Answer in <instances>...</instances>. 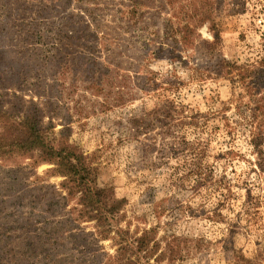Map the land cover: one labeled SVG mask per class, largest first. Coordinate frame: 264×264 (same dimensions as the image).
<instances>
[{"label":"rangeland","instance_id":"rangeland-1","mask_svg":"<svg viewBox=\"0 0 264 264\" xmlns=\"http://www.w3.org/2000/svg\"><path fill=\"white\" fill-rule=\"evenodd\" d=\"M84 1L64 11L65 0H0L4 108L14 114L19 99L24 114L36 103L43 126L54 127L50 143L65 130L98 186L115 190L121 227L136 238L150 232L159 264H264V145L252 144V131H264V0H207L205 17L194 0ZM72 14L82 22L75 30ZM172 53L188 65L171 62ZM219 59L235 70L217 77ZM107 66L111 93L93 77ZM58 71L63 98L49 88ZM172 73L177 88L160 90ZM97 84L105 94L92 93ZM166 101L185 111L174 123L161 115ZM51 168L23 170L14 192L0 170V264H112L117 246L94 222H65L74 199L45 207L52 193H68ZM38 176L44 189L35 193ZM55 241L65 252L54 255Z\"/></svg>","mask_w":264,"mask_h":264},{"label":"trees","instance_id":"trees-1","mask_svg":"<svg viewBox=\"0 0 264 264\" xmlns=\"http://www.w3.org/2000/svg\"><path fill=\"white\" fill-rule=\"evenodd\" d=\"M76 2H83L84 0H65V5L63 7L64 11L70 7V5ZM201 2L200 11H195L200 13L199 15L207 14L205 4L207 0H194L190 5H197V2ZM81 12L93 17L95 10H90L89 7L81 8ZM202 13V14H201ZM198 15V16H199ZM80 16V15H79ZM206 15H204L205 17ZM74 14L70 16L73 21ZM76 21L72 22L73 30H75L74 24H81V20L76 18ZM37 29V25L35 26ZM89 29V26H86ZM62 36V33H58ZM74 34L67 37L68 40L74 39ZM86 37V35H85ZM92 41H94L97 36L92 34ZM215 41L212 43L211 47H216L219 43V35H215ZM90 38V37H89ZM184 41L187 42L188 38L185 37ZM190 43V41H188ZM93 47V46H92ZM94 49V48H93ZM63 59L65 57L63 56ZM31 61L34 59V54L32 55ZM171 62H182L184 65H188V62L184 60L183 57H178L175 53L171 54L169 58ZM85 64V61H83ZM264 61H262V66L264 67ZM226 71H224V67ZM92 66V65H91ZM214 74L217 77H221L224 72L230 75L236 66L231 65L230 62L224 59H219L215 66ZM62 69V65L59 67V71ZM59 71L54 77H52V85L49 88L60 87L58 94L60 98H63L61 93V88L64 86L63 81L60 82ZM249 69H246L239 75H243L241 81H245L250 75ZM174 74H169L168 78L164 82H160V90L168 91L170 89L177 88L176 81L173 82ZM58 76V77H57ZM65 76V74H63ZM97 81L102 84L105 80L109 91L113 90L116 85H112L109 82L110 68L103 67L100 69L99 73L93 75ZM2 76L0 75V79ZM94 78V79H95ZM150 79H146L148 82ZM60 82V83H59ZM113 87V88H112ZM118 87H121L118 85ZM3 90L6 87H3ZM100 85L90 88L92 93L96 95L105 94L103 89H99ZM35 92L38 95L41 94L40 87L36 85ZM108 100L110 97H108ZM262 102H264V95H262ZM110 101H106V103ZM115 102L119 105L124 104V98L120 97ZM17 106L15 107V113L12 114L4 108L3 96L0 94V170L3 175V179L7 180L8 185L6 190L15 191L17 185L22 180V171L26 169L35 170L41 165L52 166L49 169L48 174L50 176L62 177L67 181L64 185L68 191L67 196L61 197V199L54 197L46 198L45 207L51 210H58L60 203L62 206L69 201L75 200V206L69 209L68 218L65 220L66 223L76 224L83 222H94L97 234L102 240H112L117 246L116 255L111 258L112 264H159L161 259L156 255L154 247H152V238L149 231H144L140 237H134L130 234L129 230L123 229L120 225V202L117 200L115 195V190L113 188H100L97 184L98 172L96 168L92 166V161L84 154L79 153L76 149L68 142L65 135V130L60 133L59 139H54L52 143L48 142L46 139V133L48 131H53L54 127L49 125L44 127L42 124L43 112L34 102H30L26 109V113L22 114V104L21 101L17 100ZM264 108V106H263ZM161 115H165L166 118L170 119L174 123L177 117L185 114V111L178 109L173 101H166L160 106ZM22 114V115H21ZM191 119L196 124V116H192ZM170 126V123H167ZM230 127V125H228ZM233 130L230 128V132ZM231 134V133H229ZM252 144L256 148H260L264 145V131H257L254 129L252 131ZM199 154V153H198ZM229 155L232 151H229ZM203 174L202 166L199 164L197 167V185L198 187L202 182L201 176ZM44 179L42 177H36V183H33V191L39 193L44 189L40 183ZM34 181V182H35ZM69 187L67 184H70ZM63 185V186H64ZM33 200L37 199V195H33ZM57 199V200H56ZM221 202V201H220ZM35 210L36 208L33 207ZM66 211V209H64ZM46 221L45 223H47ZM52 251L54 255L65 252V243L55 241L52 244ZM44 254H49L51 250L45 249L42 251ZM181 252V251H180ZM153 261V263H152ZM252 264L251 260L241 258L237 264Z\"/></svg>","mask_w":264,"mask_h":264}]
</instances>
